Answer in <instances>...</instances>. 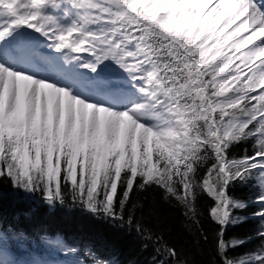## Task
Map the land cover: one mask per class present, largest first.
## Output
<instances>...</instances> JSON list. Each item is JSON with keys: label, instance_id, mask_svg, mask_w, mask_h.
Returning <instances> with one entry per match:
<instances>
[{"label": "snow or ice", "instance_id": "6c2138e0", "mask_svg": "<svg viewBox=\"0 0 264 264\" xmlns=\"http://www.w3.org/2000/svg\"><path fill=\"white\" fill-rule=\"evenodd\" d=\"M248 181L264 241V0H0V185L134 232L148 264L192 262L137 217L135 192L159 190L196 224L206 194L219 264H264V243L227 254L247 205L228 189ZM0 264L111 261L0 215Z\"/></svg>", "mask_w": 264, "mask_h": 264}, {"label": "trees", "instance_id": "16d2710c", "mask_svg": "<svg viewBox=\"0 0 264 264\" xmlns=\"http://www.w3.org/2000/svg\"><path fill=\"white\" fill-rule=\"evenodd\" d=\"M246 148L251 151L250 144H238L233 148L232 154L242 156ZM205 171L206 168L201 170V177ZM228 191L231 196L247 201L244 209L233 210L234 215L245 219L236 224L228 223L224 230L226 240H245L238 247L228 249V255L240 257L256 251L264 243L254 235L261 218L251 215L258 208L250 200L256 195V189L253 182L248 181L235 182L229 186ZM0 192V215L5 227H25L28 232L44 229L49 232L57 231L71 241L82 242L83 239L102 258L110 260L111 264H148L151 250L142 249L141 241L134 232L117 228L111 222L97 218L82 208L57 205L50 209L36 198L26 199L23 192L12 189L7 183L0 185ZM68 199L70 201L71 198ZM133 201L138 206L137 217L159 227L169 242L176 244L192 264H219L211 242L215 239L219 225L211 221L208 215L213 201L206 194H201L197 201L200 210L199 224L187 220L177 206L166 202L162 193L155 188L137 190ZM200 228L208 233L209 243L196 244L195 237Z\"/></svg>", "mask_w": 264, "mask_h": 264}, {"label": "rangeland", "instance_id": "374dc122", "mask_svg": "<svg viewBox=\"0 0 264 264\" xmlns=\"http://www.w3.org/2000/svg\"><path fill=\"white\" fill-rule=\"evenodd\" d=\"M10 256V255H9ZM8 260V259H7Z\"/></svg>", "mask_w": 264, "mask_h": 264}]
</instances>
